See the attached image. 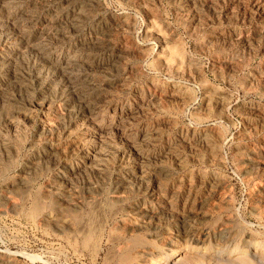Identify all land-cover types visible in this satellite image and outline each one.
Here are the masks:
<instances>
[{"label": "rangeland", "instance_id": "374dc122", "mask_svg": "<svg viewBox=\"0 0 264 264\" xmlns=\"http://www.w3.org/2000/svg\"><path fill=\"white\" fill-rule=\"evenodd\" d=\"M0 264H264V0H0Z\"/></svg>", "mask_w": 264, "mask_h": 264}, {"label": "bare ground", "instance_id": "6f19581e", "mask_svg": "<svg viewBox=\"0 0 264 264\" xmlns=\"http://www.w3.org/2000/svg\"><path fill=\"white\" fill-rule=\"evenodd\" d=\"M100 153V152H99ZM90 164H91V162H90ZM34 199V198H33ZM44 199V198H43ZM49 199V198H48ZM94 202V201H93ZM95 205V204H94ZM38 206H37V203H36V205H35V209L37 208ZM95 209V208H94ZM99 213V212H98ZM102 213V212H101ZM80 214V213H79ZM71 215V214H70ZM78 215V214H77ZM100 215V214H99ZM112 215V214H111ZM39 217V216H38ZM89 218V217H88ZM34 220V219H33ZM65 220V219H64ZM74 220V219H73ZM76 220V219H75ZM90 220V219H89ZM103 220V219H102ZM100 221V220H99ZM90 222V221H89ZM80 223V222H79ZM82 223V222H81ZM93 224V223H92ZM92 224H90V225H92ZM95 225V224H94ZM103 226V225H102ZM90 227V226H89ZM97 227V226H96ZM86 233V232H85ZM79 234V233H78ZM66 235V234H65ZM93 235V230H92V227L91 228H89L88 229V231H87V235H86V240L87 239H90L91 238V236ZM85 236V235H84ZM92 239V238H91ZM82 240V239H81ZM88 242V241H87ZM84 243V242H83Z\"/></svg>", "mask_w": 264, "mask_h": 264}]
</instances>
